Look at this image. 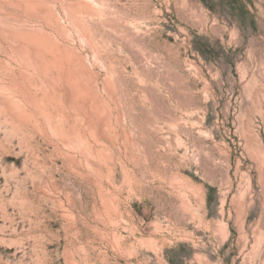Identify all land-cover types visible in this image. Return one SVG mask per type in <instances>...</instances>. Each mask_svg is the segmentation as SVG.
Instances as JSON below:
<instances>
[{
    "label": "rangeland",
    "instance_id": "obj_1",
    "mask_svg": "<svg viewBox=\"0 0 264 264\" xmlns=\"http://www.w3.org/2000/svg\"><path fill=\"white\" fill-rule=\"evenodd\" d=\"M0 264H264V0H0Z\"/></svg>",
    "mask_w": 264,
    "mask_h": 264
}]
</instances>
